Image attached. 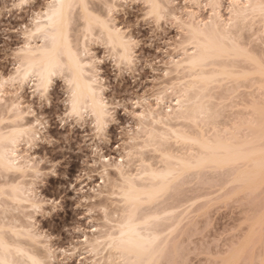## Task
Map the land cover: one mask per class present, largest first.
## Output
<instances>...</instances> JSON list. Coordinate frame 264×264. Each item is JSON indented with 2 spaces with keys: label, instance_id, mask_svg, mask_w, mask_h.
<instances>
[{
  "label": "snow or ice",
  "instance_id": "1",
  "mask_svg": "<svg viewBox=\"0 0 264 264\" xmlns=\"http://www.w3.org/2000/svg\"><path fill=\"white\" fill-rule=\"evenodd\" d=\"M11 8L28 15L19 27L0 26V180L4 181L0 199L29 203L37 212L47 205L51 212L70 195V184L72 191H85L82 183H72L70 172L67 180H60L67 165L61 157L76 148L73 137L79 126L91 121L90 138L97 147L89 159L97 167L103 165L96 179L111 173L115 180L110 181L113 192L108 203L96 200L100 207L88 210L90 216L102 213L104 227L91 229L102 238L85 251L96 257L103 253L104 259L87 264H192L190 249L184 251L174 234L188 210L212 199L183 203L188 181L205 173L220 178L217 195H225L219 208L233 212L236 221L213 241L214 255L211 250L203 253L208 256L205 264H264V0H13ZM75 27L82 30L74 46L69 29ZM168 28L178 33L174 40L164 36ZM136 32L141 40L133 38ZM160 39L167 45L175 42L178 51L184 52L181 60L172 62L176 75L183 70L191 81L199 82L185 87L181 98H174L175 114L196 125L195 134L168 129L172 107H167L168 117L160 115L162 101L177 81L159 94L145 86L131 99L109 83L114 77L119 84L125 72L138 66L137 52L144 42L159 43ZM90 40L98 46L95 52L89 50ZM225 59L242 61L247 69L236 79L259 78L260 96L251 98L242 123L225 129L231 135L217 133L213 138L208 129L220 118V110L214 111L208 90L219 75L196 73ZM106 61L112 63L111 69ZM57 77L63 81L59 92ZM178 83L184 87L187 81ZM158 126L163 130L157 131ZM45 129L51 135H44L42 141ZM173 138L197 150L186 155L169 152L165 145ZM48 145L52 147L43 158L32 155ZM113 145L115 152L109 155ZM149 151L159 156V164L148 161ZM42 184L48 186L44 191L52 199L37 191ZM57 184L63 186L57 188ZM24 194L27 199L21 200ZM161 205L170 210H155ZM0 208L7 217V207L0 204ZM26 231L27 238L33 239V229ZM18 234L14 225L0 224V264H53V250L47 244H41L42 253H34L12 241ZM84 241L89 243L88 236ZM78 264H86L84 256Z\"/></svg>",
  "mask_w": 264,
  "mask_h": 264
},
{
  "label": "rangeland",
  "instance_id": "2",
  "mask_svg": "<svg viewBox=\"0 0 264 264\" xmlns=\"http://www.w3.org/2000/svg\"><path fill=\"white\" fill-rule=\"evenodd\" d=\"M12 2L13 0H0V26L19 27L20 23L23 22L22 17L28 15L26 11L22 12L20 9L11 8ZM5 4L8 6L7 10L4 8ZM121 15H123V13ZM121 15H117L116 19L120 20L121 24H123L125 21L121 19ZM132 19L134 20L136 17H133ZM177 34L178 33L173 32L171 28L166 29L164 32V36L167 40H174V36ZM11 35L13 38H15V34ZM133 38L141 40L142 37L140 32L134 33ZM97 47V45L92 44L91 51L95 52ZM165 49H167V51H165ZM178 49V44L174 42L172 45H167L165 39H160L159 43L151 40L144 42L142 47H140L137 52L136 65L138 66H134L132 72H125L121 76L119 84H117V81L114 77L109 81V83L122 90V93L127 95L129 99L134 98L137 94V90H142L145 86H147L149 90L155 88V94H159L160 92L165 91L167 86L171 85V81L173 77H175V71H170V75L168 77L164 76V72L169 71L172 68V65L169 64V61L171 60L169 58H179L181 50L178 51ZM100 55H103V53H100ZM149 57H151V59H149ZM153 60L156 61L155 65L152 64ZM106 64L109 69L112 68V63L106 61ZM9 68H11V65H9ZM0 71H3V69H0ZM103 79L108 80V77L105 76ZM56 80L59 81L61 86L56 89V91L59 92L63 87V81L59 80V78H56ZM248 85L249 86H241L237 88L238 91L236 90V92H233V95H240L241 98L238 96L235 97V95L233 96L231 94L232 97H229L232 98V100L224 97L222 92L218 91L217 89V95L215 94V99H217L212 100V102L216 101L213 103L220 104L218 106L219 108H222V106L226 104L223 109L225 114H223L224 117L221 116V120L222 118L223 120L226 118V110L228 109V116H230V112H233V109L236 111L231 114L235 116V114L238 113L237 111H240L241 109L239 104H242L243 100L248 102V100L251 99L252 94H254L253 92H257L253 90L251 91V89L254 87L251 88L249 83ZM219 93L223 96L219 95ZM257 93H255L256 95L254 94L253 96L256 97ZM259 95L260 94L258 93V98H256L258 100ZM242 97L244 98L242 99ZM107 98L110 99L111 97ZM174 98L175 97L172 91L167 92L165 95V100L169 105H173ZM212 98H214V95ZM224 98L225 102L222 101ZM57 99H63V97H57ZM218 100L219 102H217ZM230 100H234L233 103ZM237 101H239V103ZM121 102L123 103V101ZM234 102H237L236 104L238 107H236ZM227 104L230 105L227 107ZM225 107H227L226 110ZM245 112L246 109L243 111V114L240 112L238 114L245 116ZM41 115L44 116L45 119L47 118L46 113H41ZM229 118H226L227 122ZM226 121L224 120L222 123ZM125 122L127 123L128 121ZM48 123L51 124L52 122ZM53 130L58 135L60 134L59 129L54 128ZM92 131L93 129L91 121H88L86 124H81L76 136L73 137L76 148L72 149L70 154L65 153V156L61 157V159L67 160V165L65 166V171L61 172L60 174V180H67L68 174L70 172L72 183H82L85 191L81 192L79 189L72 191L70 184L67 189V192L70 193V195L67 196V199L62 200V203L58 208L51 212L49 206L47 205L44 206L42 211L37 212L33 210L32 207L14 208V204L9 200L0 199V203L8 207L10 210V213H7V217L4 216L5 214L2 215L0 213V221L10 222L13 220L12 224H30L31 228L33 229V233L36 234V237H44L42 240L36 239L37 244H31L33 247L30 248L42 251L43 249L41 248V244H47L48 247L53 250L51 257L53 264H72L73 261H76L78 264L80 256L85 257L86 264L88 261L95 260L97 258L104 259L103 253L99 254L98 257L89 256L86 253L85 249H90V245L89 243L85 244L84 236H88L89 241H91L96 237V235L92 233L91 229H102L104 227L102 223V213L90 216L88 215V210L93 207H100V205L96 203V200L103 199L105 204L108 203L113 192V183L110 181H114L115 177L112 176L111 173L106 176H101L100 180H103V184H101L100 180L96 179L97 176H100L103 165L97 167L95 161L89 159V157L92 156V149L97 147L94 141L90 138V133H92ZM44 135H51V133L47 132L46 129L42 130V141L44 139ZM116 135L117 137L120 135L118 130L116 131ZM51 147V145H48V147L43 148L40 152L34 150L32 155L43 158V154L46 153L48 148ZM100 150L104 151L103 148ZM60 151H64L62 145L60 147ZM121 151L126 150L122 148ZM114 152L115 146L113 145L109 150V155H112ZM53 154H55V149H53ZM151 155L152 153H147V157ZM116 159L119 160V153H116ZM81 173H83L87 178H83V176L80 175ZM51 179L56 178L53 177ZM0 182L3 183V180H0ZM188 184L190 187L185 189V198L183 200L184 204H190L191 200H200L202 197H211L212 199L202 203L200 206L193 207L191 210H188L184 223L181 224V226L177 229V233L174 234V237L177 240H181L182 249L184 251H188L190 249L192 255L189 258L191 259L192 264H205L208 256L203 253H207L209 250H211L212 254L214 255L215 246L213 245V241L226 231H230L232 225L236 221L233 212L227 210L221 211L219 208L218 202L225 194H221L220 196L217 195L220 193V189L222 187L221 180L217 174L205 173L203 176L196 177L194 181L189 180ZM62 186V184L56 185L57 188ZM47 187L48 186L46 184H42L41 187L37 189V191L42 196L52 199V197L48 196L47 192L44 191V189ZM93 188L97 189L95 193L92 191ZM50 190L51 189H49V191ZM76 197H78V199ZM77 205H80V207L78 208ZM161 206L158 208V210L166 208L165 205ZM201 208H205L207 211L201 212ZM113 215H115V213H113ZM236 215H238V213H236ZM77 229L80 231H77ZM98 235L100 236L102 234H97V236ZM185 237L187 239H184ZM61 249L66 251H60ZM77 252H79V255H76ZM67 253H71V255Z\"/></svg>",
  "mask_w": 264,
  "mask_h": 264
},
{
  "label": "bare ground",
  "instance_id": "3",
  "mask_svg": "<svg viewBox=\"0 0 264 264\" xmlns=\"http://www.w3.org/2000/svg\"><path fill=\"white\" fill-rule=\"evenodd\" d=\"M203 18V17H202ZM203 19H207V17H204ZM82 30V28L81 27H75V28H70L69 29V39L71 40V42H72V44L75 46V44H76V42H77V35H78V33L80 32ZM79 42H80V45H81V47H83L84 46V41H83V37L82 36H80L79 37ZM93 43L91 42V40L89 41V44H88V47H89V50L91 51V45H92ZM191 51V49H189V52ZM184 56V52H183V50H181L180 51V56H179V58H177V59H174V58H169V59H171L170 61H169V64H171L172 65V68H173V70H172V68H171V71H175V73H176V69H175V66L173 65V61L174 60H181V57H183ZM176 58V57H175ZM181 62H183V61H181ZM247 69L245 68V66H244V64H243V62L242 61H238V60H234V61H229V60H227V59H225V60H222V61H218V62H215L214 64H208V65H205L204 66V69H203V71L201 72V73H196L197 75H200V74H204V75H219V79L217 80V81H215L213 84H212V86L209 88V90H208V96L211 98V100H214L215 99V97H216V93H217V89H218V91H220V92H222V94L224 95V97H226L227 99L229 98V99H231L232 100V98H230L229 96H231L232 97V95H233V92H236V90H237V88H239V87H241V86H249L248 85V83L251 85L250 87L252 88V87H254L253 89H251V91L253 90V91H257L259 94H260V89H259V83H260V81H259V78L258 77H256V78H254V79H252V78H250V79H247V80H244V79H236L235 77L239 74V73H242V72H244V71H246ZM225 72H227V74H225ZM57 78H59V77H57ZM177 81V84H176V87L173 89V91H172V93L174 94V97L175 98H181V93H183L184 91H185V87H191L192 86V84L193 83H199L198 81H191L190 79H189V76L188 75H186L185 73H184V71L183 70H181V73H180V75H176L175 74V77H173V79H172V81H171V85L173 84V81ZM179 80H185V81H187V84L184 86V87H181L180 85H179V83H178V81ZM245 84H247V85H245ZM170 85V86H171ZM220 89V90H219ZM250 89V88H249ZM255 89V90H254ZM223 90V91H222ZM238 91V90H237ZM213 92H214V94H213ZM257 92H253L254 94L255 93H257ZM239 93V92H238ZM251 93V92H250ZM258 93H257V96L255 97V98H258ZM216 94V95H215ZM222 94H220L219 93V95H222ZM232 94V95H231ZM249 94V93H248ZM252 94V93H251ZM250 94V95H251ZM254 94H252V97H254L253 95ZM66 95H67V93H66ZM213 95H214V98H212L213 97ZM222 95V96H223ZM235 95V94H234ZM233 95V96H234ZM256 95V94H255ZM236 96H238L239 98H241L240 97V95H235V97ZM241 96H243V95H241ZM249 96V95H248ZM260 96V95H259ZM218 97V96H217ZM246 97V96H245ZM251 97V96H250ZM251 97V98H252ZM195 98H196V96H195V94L194 95H192L191 96V99L193 100V101H195ZM223 98V97H222ZM244 97H242V99H243ZM249 98V97H248ZM217 99V98H216ZM215 99V100H216ZM221 99V98H220ZM227 99H226V102H227ZM230 100V101H231ZM236 100V99H235ZM237 100H239V99H237ZM250 100L251 99H249L248 100V102L246 103L244 100H243V102H245V103H243L242 102V104H239L240 106L239 107H241V109H240V111H237L238 113L240 112V113H242L243 114V111L246 109V108H243V107H246L247 106V104L250 102ZM256 100H258V99H256ZM221 101V100H220ZM222 101H224L225 102V98L224 99H222ZM229 101V100H228ZM234 101V100H233ZM233 101H231L232 103H233ZM214 103L216 102V101H213ZM212 102V103H213ZM217 102H219V100L217 101ZM238 103H239V101H237ZM236 102V103H237ZM213 103V106H214V111L216 110V109H219L220 110V118H221V116H223L224 117V115L223 114H225L224 112H223V109H224V106L226 105H223L222 106V108H219L218 106L220 105V104H214ZM230 103V102H229ZM235 102H234V104H236ZM221 105H222V103H221ZM230 104H227V107L229 106ZM162 106H163V111L160 113V115L161 116H164V117H168L169 116V114H168V112H167V107H172L173 109H174V111H173V114H172V116H171V118L167 121V124H168V129H173V128H177V129H186L190 134H195L196 132H197V128H196V125H194V124H192V123H190L187 119H182V118H180V117H178L176 114H175V103H173V105H169L167 102H166V100H165V98H164V100L162 101ZM233 106V105H232ZM153 107H155V105H153ZM227 107H225V110H226V108ZM236 107H238V105L236 104ZM231 108H233V107H231ZM242 109H244V110H242ZM229 110V109H228ZM228 110H226L227 112H228ZM236 110H234L233 109V112H235ZM226 112V118H231L232 117V115L233 114H231V113H233V112H230L229 114H230V116H228V113ZM238 113H236L235 114V116L233 115V117L230 119L229 118V120H228V122L226 121L227 119L225 118L224 120L226 121V122H223L222 123V121H224L223 120V118H222V120L219 118L214 124H213V127L211 128V129H208V134L209 135H211L213 138L217 135V133H219V134H221V135H231V132H228L227 134L225 133V129H230V127L233 125V124H235V123H237V122H243L244 121V117L246 116V114H244L245 116H242V114H238ZM239 115V116H238ZM228 116V117H227ZM159 118V117H158ZM161 130H163L162 129V127L161 126H158L157 127V131H161ZM201 135H204V133H201ZM165 147H166V150L167 151H169V152H179L180 154H187V153H191V152H195L197 149L195 148V147H192V146H188V147H185L182 143L181 144H177V142L175 141V139L173 138L172 140H170L166 145H165ZM148 153H152V155L151 156H149V157H147V159H148V161H154L156 164H159L160 163V159H159V156L155 153V152H151V151H149ZM1 183V182H0ZM31 182H27L26 184H25V187H27V184H30ZM4 185V181H3V183H1L0 184V186H3ZM20 199L21 200H26L27 199V195L26 194H24L23 196H21L20 197ZM10 202H12V201H10ZM14 205V208H19V207H22V208H26V207H32V205L31 204H29V203H14V202H12ZM1 204V203H0ZM25 204H27V205H25ZM160 207V206H159ZM162 207V206H161ZM7 209H8V213H10L9 211V208L7 207ZM156 210V209H155ZM158 210V209H157ZM159 210H167L166 208H163V209H159ZM168 210H170V209H168ZM0 213L3 215V214H5L4 213V209L3 208H0ZM5 216V215H4ZM14 221H15V219H14ZM12 222H13V220L12 221H10V222H4V221H0V224H3V223H8V224H12ZM177 223H179V220H177ZM12 225H14L18 230H19V234H18V236L17 237H13L12 238V241L14 242V243H18L19 245H21L22 247H25V248H27V249H30L31 251H33L34 253H37V254H40V253H42V251H40V250H37V249H33V248H30V247H33V246H31V244H37V240H36V234H34L33 232H32V236H33V239H28L27 237H28V235H29V233L26 231L27 229H29V228H31V225L30 224H27V225H24V224H12ZM169 226H171V225H169ZM162 230H164V231H167V227L166 226H163L162 225ZM102 238V235H96V237L93 239V240H91V241H89V245H90V248H91V242L92 241H94V240H96V239H101Z\"/></svg>",
  "mask_w": 264,
  "mask_h": 264
}]
</instances>
